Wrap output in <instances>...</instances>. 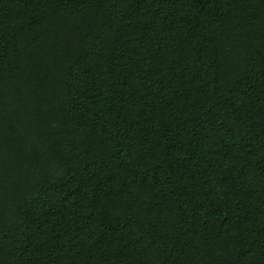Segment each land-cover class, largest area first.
Segmentation results:
<instances>
[{"label":"trees","instance_id":"trees-1","mask_svg":"<svg viewBox=\"0 0 264 264\" xmlns=\"http://www.w3.org/2000/svg\"><path fill=\"white\" fill-rule=\"evenodd\" d=\"M0 264H264V0H0Z\"/></svg>","mask_w":264,"mask_h":264}]
</instances>
